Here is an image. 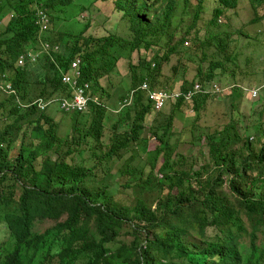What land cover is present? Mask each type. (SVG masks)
Instances as JSON below:
<instances>
[{
  "label": "trees",
  "instance_id": "obj_1",
  "mask_svg": "<svg viewBox=\"0 0 264 264\" xmlns=\"http://www.w3.org/2000/svg\"><path fill=\"white\" fill-rule=\"evenodd\" d=\"M73 1L0 0V22L8 17L0 32V75L7 73L13 89L11 95L0 92V109L4 111L0 127V232L4 236L0 238V264H264V244H258L264 227V172L247 177L252 169L249 157L240 162L232 147L240 140L236 126L229 124L205 135L210 160L207 171L216 169L206 179L205 167L204 171L194 169V158L175 152L181 144L200 148L204 129L185 127L175 133L174 121L182 119L189 108L196 114L195 123L202 118L209 101L217 95L199 93L190 102L184 95L197 83L207 86L219 80L215 72L224 64L216 61L207 72L199 69L196 83L183 79L179 89L163 88L182 95L175 103H168L172 108L162 124L154 120L156 127L150 130L159 146L150 149L141 133L146 117L155 110L140 87L147 82L150 90H157L164 62L181 54L180 47L186 40L173 43L170 32L177 0H94L113 2L115 11L129 26L131 39L117 35L86 37L89 25L77 34L60 31L59 22L66 19L65 8ZM196 1L192 29L201 20L207 0ZM216 1L219 7L213 13L212 26L225 12L245 6L253 14L247 29L261 27L264 22V14H259L264 10V0ZM190 5L191 0H184L185 9ZM39 11L47 13L55 31L40 29ZM165 37L168 44L162 59L140 57L138 65L131 66V85L125 90L128 99L120 101L121 107L115 112L121 114L126 109L124 115H119L120 122L125 117L131 123L123 132L115 126L113 135L104 142L106 116L114 95L103 87V78L115 72L124 52L130 57L136 51H150ZM215 47L226 54L223 39ZM29 50L38 55L18 64L19 56H26ZM75 59H80L81 81L91 85L85 112L91 114V122L83 129L79 118L85 113L71 114L75 117L74 132L64 138L58 135L57 122L47 109L41 111L37 102L69 97L70 90L60 78ZM239 87L225 96L245 95ZM246 96L253 101L258 98ZM165 108L155 113L164 114ZM18 134V151L10 157ZM247 144L244 141V146ZM160 157L162 164L157 168ZM75 158L79 164L74 163ZM184 160L188 169L182 167ZM258 162L264 164V144ZM118 164L121 188L134 187L138 195L159 189L168 195L159 197L154 209L146 199L136 200L133 208L118 204L108 187L94 184L114 179L113 170ZM146 164L150 167L147 175ZM225 175L230 177L227 180L232 191L240 197L238 208L219 195L218 186H222ZM193 180L198 189L191 185ZM242 184L249 187L242 189ZM243 213L251 224L250 231ZM47 219L55 225L43 233L35 232V223ZM125 227L131 228L133 240L114 247ZM208 227L216 229L215 237L206 234Z\"/></svg>",
  "mask_w": 264,
  "mask_h": 264
},
{
  "label": "rangeland",
  "instance_id": "obj_2",
  "mask_svg": "<svg viewBox=\"0 0 264 264\" xmlns=\"http://www.w3.org/2000/svg\"><path fill=\"white\" fill-rule=\"evenodd\" d=\"M177 3L178 9L174 15L170 32L174 36L173 43H177L182 39L186 41L180 47L181 54L172 55L169 61L164 62L162 77L160 79L161 84L157 86V90L166 87L179 89L183 83V79L195 81L196 83L200 77L198 75L199 69L207 72L211 63L221 61L224 67L216 70L215 73L219 80L214 82L223 89H227V91L223 93V96L219 98L213 97L209 101L206 108L207 113L202 115V118L197 123H195L196 116L194 114H188L187 119H175V133H178L179 130L185 127H187L186 129L192 127L194 131L204 129L202 131L203 136L200 139L201 142L199 143L200 148L181 144L178 147V151L175 152H177V156L180 154L184 157L194 158L196 163L194 169L198 168L201 170L203 169L202 167H205L207 174L203 175L205 176L204 179H206L207 175H213L216 169L212 168L207 171L210 160L209 145L205 135H211L223 130L229 124H234L240 138L232 146L237 150L236 158L242 162L245 158L249 157L252 169L247 171V177H255L261 172H264V164L258 162V155L264 144V89L262 90L260 87L261 85L264 86V22L261 27H249L247 29L245 26L252 20L253 14L250 7L245 6L236 12L233 10L225 12L218 20L217 25L212 26L213 13L219 5L216 0H207L203 14L201 15V20L197 24V27L192 29L191 26L193 24L197 1L191 0V5L188 9L184 8V0H177ZM71 13H75L73 17L68 15ZM259 14L263 16L264 10H260ZM63 15L66 19L59 22L58 28L65 33L77 34L84 26L89 25V29L85 34L86 37L102 38L109 35H117L125 39H131L132 37L127 22L122 20L121 14L115 11L112 1L100 3L94 0H74L70 7L65 8ZM7 22L8 17L2 19L0 22V32L4 29ZM51 28L54 31L56 29L54 24L48 25V30ZM48 30L46 32L47 34H49ZM226 36H229V38ZM222 39L226 41V54L222 52L220 54V51L215 47L220 44V40ZM158 44V46L150 51H136L130 57L124 52L116 64L115 72L110 77L103 78V87L107 88L114 95V99L111 102L114 101L110 105L108 115L106 116L104 142L108 141L111 134L113 135L115 126H119V131L122 132L128 129V124L131 123V120L124 117V120L120 122L119 116L121 114L124 115L126 109L121 114H115V112L121 107L120 101L123 102L125 99H128L125 90L131 85V66H137L140 57H146L151 60L154 56H158L162 59L166 53L164 47L168 44V37L163 38ZM231 86L233 88L240 86L239 88L244 87L250 90L261 89L258 91L257 100L253 101L246 95H237L231 98L226 97L225 95L232 91L230 89ZM2 97L3 95L0 93V98ZM127 102L129 103L130 100ZM170 104L164 110H167ZM161 112L155 113L153 111L150 114L152 117H149L150 115L146 117L144 123L145 128L141 133V139L148 141V147L150 149L156 148V145L159 146L158 141L154 138L150 129L156 127L153 126L156 118L159 124L163 123L160 120L163 116ZM3 113L4 111L0 109V127L4 123ZM47 114L57 122L59 136L67 138L73 134L75 125L74 116L64 114L56 103L48 107ZM79 119L82 121L81 125H83V129H86L90 125L91 114H82ZM19 137L20 134L16 136L17 141L13 145L15 149L11 150L10 157H14L18 151L20 145ZM244 141L248 142L247 146H244ZM100 151L101 149L97 153ZM87 157L88 153L85 154V158ZM78 160V158H75L74 163L79 164L80 162ZM70 163L72 164L73 162L70 161ZM161 164L162 158L160 157L157 162V168ZM119 165L114 167V179L107 180L106 182L99 181L97 182L98 184L94 183L102 189L103 186L108 187L107 191L118 204L133 208L136 205V200L146 199L147 204L153 206L159 197L164 198L168 195L167 192H159V189H152L144 195L142 193L138 195V190L134 187L127 189L121 188L120 183L123 179L117 174ZM182 167L188 169L186 160L183 161ZM144 171L146 175L150 172V167L147 164L144 167ZM201 171H204V169ZM153 175L155 177H161L157 173H153ZM227 179H230L227 175L222 177L223 184L221 187L218 186L219 195L223 199H227L235 208H238L240 197L232 191ZM191 185L195 189L199 188V185L194 180ZM248 187V185L242 184V189H247ZM16 193H18L17 190ZM155 206L156 204H154L153 209ZM242 217L247 230L250 231L251 224L248 218L244 213ZM54 225L55 222L48 219L37 221L34 226V231L43 233ZM131 232V228H123L113 246L116 247L121 243L129 244L133 240ZM206 234L209 237H215L217 231L212 227H208ZM0 238L4 239L2 232H0ZM194 238L198 239L197 237ZM248 240L249 238L246 237L245 241L248 242ZM258 244H264V227L259 234Z\"/></svg>",
  "mask_w": 264,
  "mask_h": 264
},
{
  "label": "built area",
  "instance_id": "obj_3",
  "mask_svg": "<svg viewBox=\"0 0 264 264\" xmlns=\"http://www.w3.org/2000/svg\"><path fill=\"white\" fill-rule=\"evenodd\" d=\"M48 18L45 13H39V23L41 25L42 30L47 29ZM47 47V45H45ZM28 56L35 57L36 54H27ZM32 57V58H33ZM23 56L19 57L18 63H22ZM82 74L80 70V60L75 59L70 63V67L67 72L61 75L62 84L66 85L70 90L69 97H63L59 100H50V101H42L39 100L37 102V106L39 109L44 110L46 107L52 104H58L59 109L65 113H82L87 111L88 105L91 97V85L87 82L81 81ZM141 90L147 92V97L152 103V106L155 111H160L166 107L169 102L175 103L182 95L179 91L170 92L167 90H150L148 83L144 82L140 87ZM233 89V86L230 87ZM245 95H251L253 99L257 98L258 91L260 89H247L242 87ZM227 89H223L216 83H209L207 86H203L202 84H196L193 89H190L184 96L187 101H192L193 97L199 93H213L219 97L223 96V93L226 92ZM229 94V93H228ZM226 94V95H228Z\"/></svg>",
  "mask_w": 264,
  "mask_h": 264
},
{
  "label": "clouds",
  "instance_id": "obj_4",
  "mask_svg": "<svg viewBox=\"0 0 264 264\" xmlns=\"http://www.w3.org/2000/svg\"><path fill=\"white\" fill-rule=\"evenodd\" d=\"M40 12H43V11H39V13ZM43 13H45V12H43ZM46 14V16H47V18H48V21H49V16L47 15V13H45ZM39 25H40V23H39ZM48 25H49V22H48ZM48 25H47V28H48ZM40 29H41V25H40ZM42 30V29H41ZM46 45V44H45ZM45 45H44V47H45ZM46 48V47H45ZM28 53H30V54H36V56L38 55L36 52H33V51H31V50H29L28 52H27V54ZM26 54V56L25 55H23V54H21L22 56H23V60L25 59V58H29V57H33V56H28ZM20 55V56H21ZM19 56V57H20ZM34 58V57H33ZM32 58V59H33ZM19 60V59H18ZM23 60H22V62H23ZM80 60V59H79ZM74 61V60H73ZM18 62V61H17ZM18 64H21V63H18ZM70 67V66H69ZM69 69V68H68ZM63 74V72L61 73V75ZM0 92L2 93V94H4L5 96L6 95H11L12 93H13V89H12V85H11V81L8 79V76H7V73H2L1 75H0ZM245 94V93H244ZM217 97H219V96H217ZM125 102H127V100L125 101ZM131 102V101H130ZM129 102V103H130ZM128 103V102H127ZM128 103V104H129ZM53 105V104H52ZM51 106V105H50ZM89 106V105H88ZM49 107V106H48ZM48 107H46L44 110H46V109H48ZM41 110V109H40ZM44 110H41V111H44ZM88 110V109H87ZM86 112V111H85ZM85 112H82V113H85ZM64 114H67V115H71V114H75V113H65V112H63Z\"/></svg>",
  "mask_w": 264,
  "mask_h": 264
},
{
  "label": "crops",
  "instance_id": "obj_5",
  "mask_svg": "<svg viewBox=\"0 0 264 264\" xmlns=\"http://www.w3.org/2000/svg\"><path fill=\"white\" fill-rule=\"evenodd\" d=\"M171 108H172L171 106H168L167 110H164V114H163L162 118L160 119L161 121L168 117V115L170 114ZM206 113L207 112L205 110V111H203L202 115H204ZM188 114H194L196 116L195 112L191 108H189L184 112V116L182 117V119H187ZM149 117H152V115H150ZM105 125H106V123H105ZM105 128H106V126H105Z\"/></svg>",
  "mask_w": 264,
  "mask_h": 264
}]
</instances>
